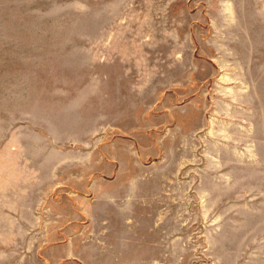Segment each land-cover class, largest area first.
I'll use <instances>...</instances> for the list:
<instances>
[{
	"label": "rangeland",
	"instance_id": "1",
	"mask_svg": "<svg viewBox=\"0 0 264 264\" xmlns=\"http://www.w3.org/2000/svg\"><path fill=\"white\" fill-rule=\"evenodd\" d=\"M37 186L48 224L2 226ZM106 192L136 210L99 263ZM28 253L264 264V0H0V264Z\"/></svg>",
	"mask_w": 264,
	"mask_h": 264
},
{
	"label": "crops",
	"instance_id": "2",
	"mask_svg": "<svg viewBox=\"0 0 264 264\" xmlns=\"http://www.w3.org/2000/svg\"><path fill=\"white\" fill-rule=\"evenodd\" d=\"M41 190L42 188L40 186H37V189H31L28 191H23L22 189L23 192L21 190H10L9 193H7V196H9V200L6 201H9V205H7L8 207L5 206L6 210L4 211V213H11V215L9 216V218H7L8 216L5 218V221L3 222L4 225L2 226H4L5 228L22 230V232H24L23 237H26L27 230L29 229L38 228L39 226L43 229L45 227L44 224H48V222L46 223L43 220V217L38 214L39 197H43L41 195ZM134 190L138 192V195H135V197H139V195L141 194L144 195L145 193H148L147 191H149L148 189L147 191L143 189H133V191ZM148 194H151V191ZM119 196L120 195L118 194L114 195L109 192L100 193V196H93L91 199V201L95 200L96 204L93 205L92 208L84 209V213L88 218L86 228H89L91 230V227L92 229H97V227H99L98 234L94 233L93 236L90 235L88 239H84L85 253L89 254V259L95 262L102 263L105 259H108V243L113 242L112 240H115L117 238L119 239L120 237H123V235L128 233V231L124 228V223L127 222V218H123L121 216L122 214L124 215L127 212L133 213L136 209H134L133 207L129 208V206L128 208H125L123 204L119 203ZM129 196V193L126 194V198H129ZM134 202L135 200H132V203ZM137 202L139 203V200H137ZM137 211L139 210L137 209ZM41 213L43 214V207ZM98 243L102 248L100 247L96 252L95 245H97ZM102 244L104 245V247L102 246ZM21 257L22 260L30 262L35 261V264H46L43 259H40L34 253H28L26 255L23 254ZM70 257H73V259H79V257H76L75 254L74 256H71L69 254L66 259H70ZM45 258L51 261H55V255L52 258L48 255H45L44 259ZM58 259H65V257H59Z\"/></svg>",
	"mask_w": 264,
	"mask_h": 264
}]
</instances>
